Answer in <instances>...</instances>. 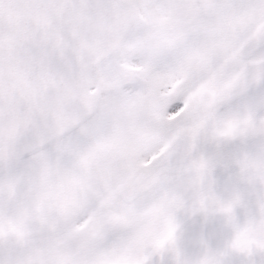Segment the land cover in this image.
Returning <instances> with one entry per match:
<instances>
[{
	"label": "snow or ice",
	"instance_id": "snow-or-ice-1",
	"mask_svg": "<svg viewBox=\"0 0 264 264\" xmlns=\"http://www.w3.org/2000/svg\"><path fill=\"white\" fill-rule=\"evenodd\" d=\"M0 264H264V0H0Z\"/></svg>",
	"mask_w": 264,
	"mask_h": 264
}]
</instances>
